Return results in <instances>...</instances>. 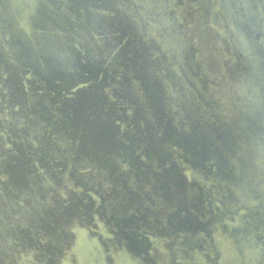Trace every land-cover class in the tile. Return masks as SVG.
Segmentation results:
<instances>
[{
  "label": "water",
  "instance_id": "1",
  "mask_svg": "<svg viewBox=\"0 0 264 264\" xmlns=\"http://www.w3.org/2000/svg\"><path fill=\"white\" fill-rule=\"evenodd\" d=\"M0 264H264V0H0Z\"/></svg>",
  "mask_w": 264,
  "mask_h": 264
}]
</instances>
